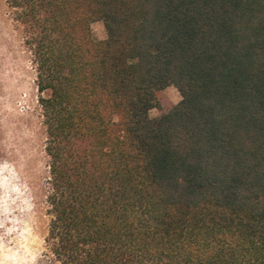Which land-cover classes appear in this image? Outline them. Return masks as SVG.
Segmentation results:
<instances>
[{
  "label": "trees",
  "instance_id": "16d2710c",
  "mask_svg": "<svg viewBox=\"0 0 264 264\" xmlns=\"http://www.w3.org/2000/svg\"><path fill=\"white\" fill-rule=\"evenodd\" d=\"M7 4L45 94L58 264H264V0Z\"/></svg>",
  "mask_w": 264,
  "mask_h": 264
},
{
  "label": "rangeland",
  "instance_id": "374dc122",
  "mask_svg": "<svg viewBox=\"0 0 264 264\" xmlns=\"http://www.w3.org/2000/svg\"><path fill=\"white\" fill-rule=\"evenodd\" d=\"M102 40V20L91 23ZM37 72L22 25L0 0V264H58L46 246L49 158ZM156 116L180 101L173 85L157 92Z\"/></svg>",
  "mask_w": 264,
  "mask_h": 264
}]
</instances>
